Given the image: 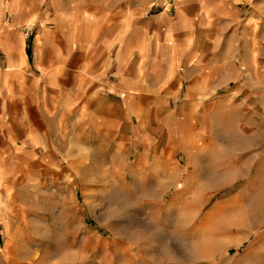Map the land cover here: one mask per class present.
Instances as JSON below:
<instances>
[{"label":"rangeland","instance_id":"rangeland-1","mask_svg":"<svg viewBox=\"0 0 264 264\" xmlns=\"http://www.w3.org/2000/svg\"><path fill=\"white\" fill-rule=\"evenodd\" d=\"M223 1L0 0V36L18 21L28 45L59 24L102 27L120 15L202 17L199 32L222 38L220 57L207 43L199 62L200 107H181L182 84L172 114L126 109L127 133L139 137L125 140L122 166H99L105 156L82 148L77 166L52 155L45 166L18 155L0 166V264H264V0ZM141 78L145 97L167 96L168 77L143 68Z\"/></svg>","mask_w":264,"mask_h":264},{"label":"crops","instance_id":"crops-1","mask_svg":"<svg viewBox=\"0 0 264 264\" xmlns=\"http://www.w3.org/2000/svg\"><path fill=\"white\" fill-rule=\"evenodd\" d=\"M181 16L127 24L120 15L102 27L86 20L69 31L59 24L53 32L35 36L30 45L18 21L8 24L0 36V163L6 161L0 166H12L15 155L21 166H45L46 159L54 162L51 155L58 161L68 156V166H77L81 148L105 156L99 166H122L125 140L139 137L127 133V108L130 117L136 107L149 106L170 107L166 112L172 114L173 95L182 84L186 92L181 107H200L208 79L199 62L206 57L207 43L214 44V61L220 57L222 38L199 32L205 25L202 17ZM132 26L124 40L120 35ZM192 28L198 31L193 36ZM143 68L155 81L168 77L165 98L153 101L139 91L141 82L149 83L141 78ZM190 71L195 80L190 81ZM169 121L172 128L173 116Z\"/></svg>","mask_w":264,"mask_h":264}]
</instances>
